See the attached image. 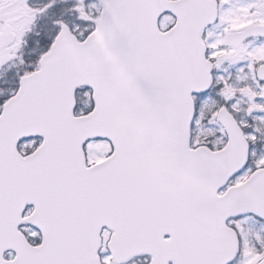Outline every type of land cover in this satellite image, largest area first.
<instances>
[{"label":"snow or ice","instance_id":"obj_1","mask_svg":"<svg viewBox=\"0 0 264 264\" xmlns=\"http://www.w3.org/2000/svg\"><path fill=\"white\" fill-rule=\"evenodd\" d=\"M0 264H264V0H0Z\"/></svg>","mask_w":264,"mask_h":264}]
</instances>
